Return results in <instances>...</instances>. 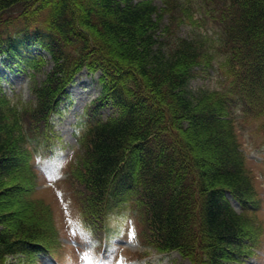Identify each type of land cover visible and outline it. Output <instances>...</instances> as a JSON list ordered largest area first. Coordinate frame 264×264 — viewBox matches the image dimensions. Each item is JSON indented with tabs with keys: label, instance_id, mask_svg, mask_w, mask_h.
Returning a JSON list of instances; mask_svg holds the SVG:
<instances>
[{
	"label": "trees",
	"instance_id": "obj_1",
	"mask_svg": "<svg viewBox=\"0 0 264 264\" xmlns=\"http://www.w3.org/2000/svg\"><path fill=\"white\" fill-rule=\"evenodd\" d=\"M160 1L165 8L154 0H0V64L28 78L32 97H9L0 85V174L35 178L30 139L48 131L49 115L86 69L98 74L99 95L85 109L64 184L87 235L110 244V213L131 205L143 245L190 264H242L261 247L262 227L233 110L258 121L264 142V0ZM209 19L212 35L177 36L180 25ZM198 66L220 86L228 73L231 81L195 97L187 86ZM202 132L217 146L210 170L194 150ZM31 177L15 185L24 199L36 187ZM39 212L45 232L35 219L3 232L10 219L0 211V264L56 258L51 209L42 203Z\"/></svg>",
	"mask_w": 264,
	"mask_h": 264
},
{
	"label": "rangeland",
	"instance_id": "obj_2",
	"mask_svg": "<svg viewBox=\"0 0 264 264\" xmlns=\"http://www.w3.org/2000/svg\"><path fill=\"white\" fill-rule=\"evenodd\" d=\"M154 1L162 9L166 7V5L161 4L160 0ZM166 15L167 13H165ZM175 23L177 27L179 24L177 21ZM178 28L177 36L181 39H190L198 33L206 35L208 29H210L208 26L207 28L202 27L199 29L190 24H182ZM211 34L212 31H209V35ZM35 53H40V51L35 50ZM216 54L218 55V52ZM50 66L48 64L47 70L50 69ZM203 68L204 66L197 67L194 77L188 83V90L195 97L203 91L209 94L214 88L220 93L224 91L225 86L231 81L228 76L229 73L224 81L222 80L223 83L220 86L218 84V79H220L218 75L210 68L206 67L205 70ZM39 78L41 77L39 76ZM97 80L98 74H89L86 69L78 73L67 89V97L62 99L52 116L51 133L47 138L40 137L42 142H44V139H46V142L38 144L36 141L31 144L34 147V157L31 159L30 166L34 170L35 178H33L34 176L31 177V174L13 171L11 174L12 178L8 180L5 175L0 174V189L3 188L2 192H0V209L3 212H8L3 213V218L10 219L7 220L8 224L3 223L6 228L1 229V231H15L18 224H24V222L28 224L35 219L37 228L45 232V220L43 219V224L39 221L42 216V214L39 215L42 203L50 207L54 228L57 231L56 258L48 255L41 256L37 262L33 263L28 257L20 255L18 257H10L7 260V264H103L102 260L105 259H107L105 264H112L113 261H115L113 264H190V260L181 257L177 252L158 254L154 250L143 247L138 238L139 224L131 211L127 209L110 213V236H113V239L109 247L103 251V255V252H101L95 258L92 254L99 241L93 240L86 232L80 230L75 198L69 186L64 184V180L67 175L68 164L78 150L79 143L75 133L77 134L78 122L83 119L82 113L85 109V104L99 94ZM0 85L9 97L17 96L25 101L32 98L29 93L28 79L22 73L8 71L1 64ZM233 111V131L242 151L244 168L247 171L244 178L246 182L250 181L254 185L256 200L259 201V209L256 216L257 222H255L257 224L260 223L262 227L259 234L261 247L255 249L254 254H250L249 258L245 259L242 264H264V142L256 129L258 121L244 120L238 108ZM110 114H112L110 109L104 110L105 117ZM198 119L206 121L208 118L207 116L199 115ZM79 128L80 132H83L82 128ZM222 132L219 131L221 135ZM209 135V132L193 134L196 157L209 163L206 166L208 168L206 170H210V166L215 168L214 165H217L216 160H214L216 158L214 151L217 146L213 144ZM195 141H198V143ZM13 144L18 149V144L14 143V141ZM44 144L45 147L43 146ZM12 165L16 166L17 163L14 162ZM29 176L36 182V187L32 194H29L24 199L17 193L18 190H15V185L17 183L20 184L19 182L23 178L25 179L24 181H28ZM227 197H230L229 193ZM232 205L239 211V207L235 202H232ZM84 233L90 239L89 241L86 240ZM145 250H148L149 254L144 259H134L137 252ZM120 253L128 255L130 257L128 258L129 260L122 261L119 259L118 254Z\"/></svg>",
	"mask_w": 264,
	"mask_h": 264
}]
</instances>
